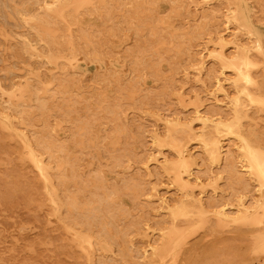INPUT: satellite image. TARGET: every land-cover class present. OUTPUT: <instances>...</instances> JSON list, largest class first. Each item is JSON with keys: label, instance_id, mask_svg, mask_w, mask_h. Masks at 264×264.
Listing matches in <instances>:
<instances>
[{"label": "rangeland", "instance_id": "obj_1", "mask_svg": "<svg viewBox=\"0 0 264 264\" xmlns=\"http://www.w3.org/2000/svg\"><path fill=\"white\" fill-rule=\"evenodd\" d=\"M231 13L235 21L226 22ZM235 22L239 45H251L254 78V98L242 96L239 117L226 103L236 93L232 73L219 74L206 56L218 32L225 55L234 50L226 28ZM196 106L239 134L204 129L223 141L212 164L201 150ZM169 116L185 123L175 141L163 133ZM154 133L160 139L152 145ZM246 144L264 160V0H0V264H264V176L255 174L264 164L248 175ZM178 147L191 152L202 205L173 226L165 209L152 207L179 196L159 162L173 161ZM29 148L43 160L42 173ZM151 150L160 152L147 161ZM221 206L245 208L247 222L224 224ZM147 242L156 243V254Z\"/></svg>", "mask_w": 264, "mask_h": 264}, {"label": "bare ground", "instance_id": "obj_2", "mask_svg": "<svg viewBox=\"0 0 264 264\" xmlns=\"http://www.w3.org/2000/svg\"><path fill=\"white\" fill-rule=\"evenodd\" d=\"M45 1V0H44ZM54 1V0H53ZM50 2V1H49ZM66 2V1H65ZM56 3V2H55ZM106 3V2H105ZM37 4V3H36ZM47 6H49V3L46 2ZM21 5V4H20ZM23 7V6H22ZM22 10V9H21ZM85 11V10H84ZM21 12V11H20ZM210 13V12H209ZM23 14V13H22ZM208 14V13H207ZM24 16V15H23ZM51 17V16H50ZM204 17V16H203ZM231 18V19H228V18ZM25 18V17H23ZM54 18V17H53ZM52 18V19H53ZM223 18V16H222ZM231 20L235 21V18L233 17V14L231 13L230 16H227V20H225L226 22H231ZM224 21V22H225ZM18 22V21H17ZM27 23V22H26ZM42 23V22H41ZM223 24V23H222ZM13 25V24H12ZM56 27V26H55ZM239 25L235 22L234 24V27L233 29H228V27L226 28V30L228 31V36H232L230 38H233L230 39L229 42H231L232 44V48L234 49L232 52H227L225 55L224 51H223V46L227 43V41L225 40L226 38L224 37V34L218 32L215 36V39H216V44L208 50V52L206 53V56L209 57L213 62L217 63V65L219 66V69H220V73L219 74H223L224 72L227 71H230L233 75V78L230 79V85L231 87L234 86L235 88V91L236 93H234V97L232 95V97L228 98L227 100V104H230L232 110L235 112V116L236 117H239L241 111L244 109L243 108V103L241 102V98L242 96L247 98L249 101L250 100H253L254 96L252 95V93L250 92L249 88L254 85V78L251 74V66L253 65V62L247 57L246 55V52H247V49L249 47H251V45H244V46H247L246 48L245 47H242L239 45V43L237 42V40L235 39L236 36H237V32L240 31L239 30ZM58 29V28H57ZM22 33V32H21ZM210 37V36H209ZM247 38H249V36H246ZM214 38V37H213ZM229 38V37H228ZM227 38V40H229ZM66 39V38H65ZM64 39V41H65ZM246 39V38H245ZM23 40V38H22ZM26 40V39H25ZM212 40V39H211ZM232 40V41H231ZM25 42V41H24ZM58 42V41H57ZM94 42V41H93ZM27 43V42H25ZM241 43V42H240ZM28 44V43H27ZM254 44V43H253ZM29 45V44H28ZM33 45V44H32ZM253 46H256L255 44ZM252 46V47H253ZM239 47H242L243 51L242 53H239L238 52V48ZM68 48V47H67ZM66 48V49H67ZM227 51V50H226ZM225 51V52H226ZM202 54V53H201ZM201 56V55H200ZM196 58V57H195ZM203 56L201 58L198 57V61H197V68H196V77L197 79H201L200 76H201V72H200V69L203 68ZM193 60V59H192ZM213 64V63H212ZM199 65V66H198ZM206 66V65H205ZM217 69V68H216ZM215 71V70H214ZM213 71V72H214ZM212 72V73H213ZM217 72V71H216ZM66 73V72H65ZM205 73V72H204ZM217 73V74H218ZM226 74V73H225ZM216 75V74H215ZM214 75V76H215ZM224 75V74H223ZM230 75V74H229ZM213 77V76H212ZM226 77V76H225ZM232 77V76H231ZM61 78V77H60ZM217 78V77H216ZM215 78V79H216ZM214 80V79H212ZM53 81V80H52ZM225 81V80H222V82ZM229 81V80H228ZM34 82V81H33ZM32 82V83H33ZM215 82V83H214ZM213 83L215 84V87H216V90H222L223 86L221 84V79H220V76L214 81ZM22 83V82H21ZM31 83V82H30ZM55 85H53L54 87ZM82 86V85H81ZM4 88V87H3ZM255 88H258V87H255ZM212 89V88H211ZM214 89V88H213ZM261 89V88H259ZM28 90H29V87H28ZM32 90V89H31ZM30 90V91H31ZM215 90V91H216ZM259 91V90H258ZM261 91V90H260ZM35 92V90H34ZM33 92V93H34ZM67 92V91H66ZM217 92V91H216ZM226 92V91H225ZM26 93V92H25ZM35 94V93H34ZM58 94V93H57ZM212 94V93H211ZM233 94V93H232ZM229 95V94H228ZM231 95V94H230ZM17 96V95H15ZM28 96V95H27ZM35 96V95H34ZM189 96V95H188ZM36 97V96H35ZM45 97V96H44ZM104 97V96H103ZM24 98V97H23ZM33 98V97H32ZM48 98V96H47ZM69 98V97H67ZM215 98V97H214ZM217 98H220L217 96ZM225 98V97H224ZM35 99V98H34ZM243 99V98H242ZM27 100V99H26ZM33 100V99H32ZM101 99H99L100 101ZM205 100V99H204ZM214 100V99H213ZM220 100V99H219ZM219 100H217V102L219 103ZM24 101V100H23ZM73 101V100H72ZM181 101V100H180ZM33 102V101H32ZM62 102V101H60ZM198 102V101H197ZM213 102V101H212ZM216 102V101H215ZM223 102V101H221ZM53 103V102H52ZM73 103V102H72ZM71 103V104H72ZM118 103V102H117ZM11 104V102H10ZM20 104V103H18ZM22 104V103H21ZM63 104V103H62ZM70 104V105H71ZM214 104V103H213ZM212 104V105H213ZM225 104V103H224ZM4 105V104H3ZM25 105V104H24ZM69 105V106H70ZM220 105V104H219ZM13 106V105H12ZM30 106V105H28ZM35 106V105H34ZM51 106V105H50ZM61 106V105H60ZM113 106V105H112ZM245 106V105H244ZM252 106V105H251ZM20 107V106H19ZM33 107V106H32ZM204 107V106H203ZM219 107V106H217ZM227 107V106H226ZM255 107V106H253ZM27 108V107H26ZM29 108V107H28ZM59 108V107H58ZM61 108V107H60ZM96 108V107H95ZM193 108V107H192ZM195 108V107H194ZM199 106L195 108V116L194 118L196 117V119L198 120H201V125H202V129L200 134H202L204 137L202 139V148L201 150L203 151V155L206 156V158L208 159V161L212 164V163H215L217 162L220 158H221V155H222V148H224L220 142H223L222 140H220L219 138L217 139H211L210 136L208 137V135H206V133L204 132V129L206 128H212L214 129L215 131H223V130H228L230 131V125L228 123H226V120L222 119V116H220L219 118L218 117H214L212 113H208V114H212V115H208L206 113H203V114H200V110L198 109ZM213 108V107H212ZM215 108V106H214ZM213 108V109H214ZM62 109V108H61ZM69 109V108H68ZM204 109V108H203ZM217 109V108H216ZM221 109V108H220ZM217 110L218 111H220ZM76 110V109H75ZM207 110V109H206ZM65 111V110H64ZM68 111V110H67ZM210 111V110H209ZM246 111V110H244ZM243 111V112H244ZM4 112V111H3ZM2 112V113H3ZM97 112V111H96ZM203 112V111H202ZM211 112V111H210ZM216 112V111H215ZM221 112V111H220ZM231 112V111H230ZM66 113V112H65ZM93 113V111H92ZM176 113V112H175ZM214 113V112H213ZM104 114V113H103ZM102 114V115H103ZM181 114V113H180ZM193 114V113H192ZM223 114V113H222ZM220 115V114H219ZM234 115V114H233ZM27 116V115H26ZM177 116V115H175ZM225 116V115H224ZM81 117V116H80ZM87 117V116H86ZM89 117V115H88ZM191 117V116H190ZM229 117V116H227ZM254 117V116H253ZM179 118V117H178ZM178 118H173L170 119V116L169 118L168 117H165L162 120L163 124H164V134L167 136V137H171V140L172 141H175L180 135H178L184 128L185 126V123L184 120L183 122H181L182 118L179 119ZM73 120V119H72ZM188 120V119H187ZM190 120V119H189ZM198 120V121H199ZM231 120V118H230ZM75 122V120H73ZM79 121V119L77 120ZM81 121V120H80ZM79 121V122H80ZM192 121V120H190ZM236 121V120H235ZM15 122V121H14ZM187 122V121H186ZM188 123V122H187ZM243 123V122H242ZM20 124V123H19ZM46 124V123H45ZM85 124V123H83ZM122 123H120L121 125ZM190 124V123H189ZM93 125V124H92ZM109 125V124H108ZM107 125V126H108ZM114 125V124H113ZM123 125V124H122ZM91 126V125H90ZM97 126V125H95ZM115 126V125H114ZM199 126V125H198ZM89 127V126H88ZM111 127V126H110ZM123 127V126H122ZM25 128V127H24ZM124 128V127H123ZM194 128V127H193ZM199 129V127H197ZM233 128V127H232ZM90 129V128H89ZM154 129V128H153ZM196 129V128H195ZM196 129V130H198ZM79 130V128H78ZM107 130V129H106ZM109 130V129H108ZM121 130V129H119ZM125 130V129H124ZM157 130V129H156ZM243 130V129H241ZM118 131V130H117ZM179 131V132H178ZM200 131V130H199ZM46 132V131H45ZM89 132V131H88ZM126 132V131H125ZM176 132H178L176 135H174ZM12 133V132H11ZM10 133V134H11ZM48 133V132H47ZM74 133V132H73ZM162 133V134H163ZM211 133V132H210ZM230 133H233V136H237L239 137V134L236 133V132H231ZM69 134V133H68ZM48 135V134H47ZM104 135H105V132H104ZM102 135V136H104ZM159 134L158 133H154L153 136H152V145L156 144L158 141H159ZM224 135V134H223ZM101 136V137H102ZM241 136V135H240ZM44 137V136H43ZM69 137V136H68ZM65 138V137H64ZM216 138V137H215ZM224 138V137H223ZM228 139V138H227ZM232 139V138H231ZM234 139V138H233ZM232 139V140H233ZM80 140V139H79ZM190 140V139H189ZM236 141V140H235ZM37 142V140L35 141ZM64 142V141H63ZM184 142V141H183ZM224 142H227V141H224ZM230 142V141H229ZM30 143V142H29ZM78 143V142H76ZM187 143V142H186ZM197 143V142H196ZM199 143V142H198ZM183 144V143H182ZM199 144V145H200ZM224 144V143H223ZM187 145V144H185ZM184 145V146H185ZM200 145V146H201ZM86 146V145H85ZM173 146V145H172ZM183 146V145H182ZM226 146V145H225ZM151 147V146H150ZM168 147V146H166ZM171 147V146H170ZM237 147V146H236ZM263 147V146H262ZM120 148V147H119ZM175 148V146H174ZM187 148V147H186ZM185 148V149H186ZM232 148H235V146L233 145ZM239 148V147H238ZM116 149V148H115ZM173 149V148H171ZM195 149V148H194ZM236 149V148H235ZM234 149V150H235ZM241 149L243 151V155H242V159H243V163H242V167L245 169V171L248 173V175H251L253 173V171L251 170V166L252 165H261V164H264V160L262 158V156L258 155L257 154V151L254 150V149H251L249 148V146L246 144V146H241ZM262 149V148H260ZM118 150V149H116ZM143 150V149H141ZM226 150V149H225ZM100 150H98L99 152ZM192 151V150H191ZM194 151V150H193ZM227 151V150H226ZM231 151V150H229ZM39 152V151H38ZM37 152V153H38ZM80 152V151H78ZM76 152V153H78ZM160 151L158 150H151L150 152H148L146 154V160H151L152 158H155L156 157V154L159 153ZM165 152V151H164ZM163 152V153H164ZM190 151H187L184 150L182 147H178L176 149V152H175V157H174V160L173 161H170L168 158L166 157H163L160 159V169L163 173H167V175H170L171 174V180L176 184V187H177V190L179 191V196L177 197V199H174L172 200L171 202L169 201H166V198L164 197H161L159 202L156 203V205H154V207H152L153 209L152 210H156V211H164L163 209L166 210V213L168 214L169 216V219H170V223L171 225L175 226L176 225V221L178 220V217L179 216H185L187 213H188V208L194 206L195 204H199V205H202L201 203V200L198 198V195L200 194V191H196L195 188H194V184L195 183V178L192 177V169H191V164H192V160L190 159L191 158V152L189 153ZM26 153V156L28 157V159H30V161L36 166L35 168H37L39 170L40 173H42L45 169L44 165H43V160L41 159V157L39 155H37L31 148L27 149V151L25 152ZM125 153V152H124ZM42 154V153H41ZM108 154V153H107ZM165 154V153H164ZM194 154V153H193ZM241 156V155H240ZM204 157V156H202ZM57 158V157H56ZM65 158V157H64ZM103 158V157H102ZM171 158V157H170ZM79 159V158H78ZM104 159V158H103ZM107 159V158H106ZM145 159V158H143ZM172 159V158H171ZM223 159V158H222ZM228 159V158H227ZM57 160V159H56ZM73 161V159H71ZM110 160V158L108 159ZM120 160V159H119ZM159 160V159H158ZM202 160V159H201ZM226 160V159H225ZM132 161V160H131ZM144 161V160H143ZM141 162V161H140ZM103 163V162H102ZM130 163V162H129ZM201 163V161H200ZM226 163V162H225ZM48 164V163H47ZM78 164V163H77ZM110 164V163H109ZM236 164V163H235ZM140 165V164H139ZM151 165V164H150ZM155 166V165H154ZM198 167V166H197ZM196 167V169H197ZM204 167V166H203ZM206 167V166H205ZM209 167V166H208ZM54 168V167H53ZM95 168V167H94ZM97 168V167H96ZM108 168V167H107ZM113 168V167H112ZM239 168V167H237ZM109 169V168H108ZM225 169V168H224ZM227 169V168H226ZM229 169V168H228ZM37 170V171H38ZM94 170V169H93ZM208 170V169H207ZM217 170V169H216ZM151 171V170H150ZM206 171V170H204ZM215 171V170H214ZM220 171V170H219ZM155 172V171H154ZM199 172V171H198ZM242 173V171H241ZM138 174V173H137ZM159 174V173H158ZM161 174V173H160ZM215 174V172H214ZM255 174H257L258 176L262 177L264 176V172L262 173H259L258 171H255ZM154 175V174H153ZM38 176V175H37ZM126 176V175H125ZM139 175H137L138 177ZM201 176V175H200ZM217 176V175H216ZM198 178V177H197ZM236 178V177H235ZM240 178V177H239ZM249 178V177H247ZM95 179V178H94ZM136 179V178H135ZM207 179V178H206ZM98 180V179H97ZM197 180V179H196ZM199 180V179H198ZM126 181V180H125ZM201 181H204V180H201ZM206 181V180H205ZM56 183V182H55ZM123 183V182H122ZM121 183V184H122ZM202 183V182H201ZM204 183V182H203ZM58 184V183H57ZM196 184V183H195ZM47 185V184H46ZM123 185V184H122ZM160 185V184H159ZM168 185V184H167ZM171 185V184H170ZM147 186V185H145ZM263 186L264 187V180H263V183L259 184V187ZM145 188V187H144ZM120 189V188H119ZM259 191H260V188H258ZM71 190V189H70ZM139 190V189H138ZM152 190H154L153 187L150 186V188H147L146 192L144 193L147 197H149L151 194H152ZM252 190V189H251ZM254 190V189H253ZM48 191V190H47ZM69 191V190H68ZM158 192V191H157ZM160 192V191H159ZM139 193V192H138ZM163 193V192H162ZM175 193V192H174ZM178 193V192H177ZM125 194V193H124ZM158 194V193H157ZM156 194V195H157ZM205 194V193H204ZM241 194V193H240ZM243 194V193H242ZM241 194V195H242ZM127 195V194H126ZM161 195V194H160ZM202 195V194H201ZM63 196V195H62ZM134 196V195H133ZM159 196V195H158ZM166 196V195H164ZM207 196H210V195H207ZM247 196V195H245ZM86 197V196H85ZM92 197V196H90ZM200 197V196H199ZM225 197V196H224ZM244 197V196H243ZM169 198V197H167ZM58 199V198H57ZM93 199V198H92ZM126 199H128L126 197ZM230 199V198H229ZM168 200V199H167ZM171 200V199H170ZM203 200V199H202ZM220 200V199H219ZM235 200V199H234ZM92 201V200H91ZM138 201V199H137ZM148 201V200H147ZM206 201V200H205ZM236 201V200H235ZM259 201V200H258ZM57 202V201H56ZM55 202V203H56ZM84 202V201H83ZM131 202V201H130ZM248 202V201H247ZM105 203V202H104ZM120 203V202H119ZM139 203V202H138ZM149 203V202H148ZM152 203V202H151ZM146 204V203H145ZM250 204V203H249ZM106 204H104L105 206ZM137 205V204H136ZM227 205V204H225ZM240 205V204H239ZM147 206V205H146ZM215 206V205H214ZM248 206V205H247ZM54 207V206H53ZM206 207V205H205ZM145 208V207H144ZM147 208V207H146ZM218 208V207H216ZM227 208V207H226ZM224 206H221L220 207V210H218V213L220 214L221 218H220V221L221 222H224V224H227V222H240V223H245L247 221H245L246 219L244 217H242L241 214H243V212L246 210L245 208H236L235 211L234 210H227ZM230 208V207H229ZM72 209V208H71ZM208 209V208H206ZM210 209V208H209ZM84 210V209H82ZM146 210V209H144ZM213 210V209H212ZM112 211V210H111ZM192 211V210H191ZM84 212V211H82ZM113 212V211H112ZM213 212V211H211ZM217 212V211H216ZM159 213V212H158ZM163 213V212H162ZM72 215V213H70ZM92 215V214H91ZM145 215V214H144ZM74 216V215H72ZM89 216V215H88ZM107 217V216H106ZM117 218V217H116ZM108 219V218H107ZM167 219V218H166ZM121 220H123L121 218ZM144 220V219H143ZM213 220V219H212ZM103 221V220H102ZM115 221V220H114ZM146 221V220H145ZM160 221V220H159ZM164 221V220H163ZM162 221V222H163ZM85 222V221H84ZM106 222V221H105ZM104 222V223H105ZM157 222V221H156ZM166 222V221H164ZM209 222V221H207ZM90 223V222H89ZM93 223V222H92ZM116 223V222H115ZM143 223V222H142ZM168 223V222H166ZM109 224V222L107 223ZM127 224V223H126ZM134 224V223H133ZM140 224V223H139ZM138 224V225H139ZM103 225V224H102ZM120 225H121V222H120ZM92 226V225H91ZM119 226V225H118ZM127 226V225H126ZM124 227V226H123ZM112 228V227H111ZM154 228V227H153ZM252 228V227H251ZM113 229V228H112ZM121 229H122V226H121ZM240 229V228H239ZM248 229V228H247ZM80 230V229H79ZM111 230V229H110ZM238 230V229H237ZM242 230V229H241ZM249 230V229H248ZM246 230L245 228V232L248 231ZM98 231V230H97ZM236 231V230H235ZM244 231V230H243ZM251 231V230H250ZM100 232V231H99ZM128 232V231H126ZM238 232V231H237ZM242 232V231H241ZM240 232V233H241ZM110 233V232H109ZM114 233V232H113ZM125 233V232H124ZM133 234V232H131ZM134 233H136L134 231ZM168 233V231H167ZM106 234V233H105ZM237 234V233H236ZM72 235V234H71ZM114 235V234H113ZM137 236V235H136ZM102 237V236H101ZM111 237V236H110ZM113 237V236H112ZM163 237V236H162ZM117 238V237H116ZM121 238V237H120ZM143 238V237H142ZM157 238V237H156ZM155 238V239H156ZM240 238V236H239ZM117 240L119 241V239L117 238ZM110 241V240H109ZM122 241V239H121ZM151 241V240H150ZM187 243V242H186ZM156 243L155 242H152V243H148L147 242V246L149 247L148 249H150V253L151 254H156L158 252V248H157V245H155ZM77 245V244H76ZM145 245V246H146ZM117 246V245H116ZM125 246V245H124ZM137 246V245H136ZM144 246V247H145ZM198 246V244H197ZM95 248V246H94ZM124 248V247H123ZM127 248V247H126ZM138 248V247H137ZM146 248V247H145ZM196 248V247H195ZM116 249V248H115ZM122 249V248H121ZM125 249V248H124ZM76 250V249H75ZM186 250V249H185ZM185 250H182V252H184ZM77 251V250H76ZM114 251V250H113ZM124 251V250H123ZM209 251V250H208ZM214 251V250H213ZM248 251V250H247ZM133 252V250L131 251ZM146 250H140L138 251V255L139 256H144ZM181 252V254H182ZM188 252V250H187ZM118 253V252H117ZM121 253V252H120ZM124 253V252H122ZM186 253V252H185ZM184 253V254H185ZM222 253V252H221ZM119 254V253H118ZM207 255H209V253L207 252L206 253ZM215 254V253H214ZM109 255V254H108ZM159 256V255H158ZM220 256V255H218ZM217 256V257H218ZM117 257V256H116ZM198 257V256H197ZM214 257V256H212ZM258 257V256H257ZM262 257V256H260ZM264 257V256H263ZM156 258V257H155ZM186 258V256H185ZM196 258V257H195ZM205 258V256H204ZM210 258V257H209ZM255 258V257H254ZM259 258V257H258ZM170 259V258H169ZM168 259V260H169ZM191 259V257H190ZM201 259V258H200ZM220 259V258H219ZM140 260V259H139ZM156 260V259H155ZM158 260V259H157ZM198 260V259H197ZM249 261V260H248ZM84 262V261H83ZM154 262V261H153ZM167 262V261H166ZM101 263V262H100ZM142 263V262H141ZM158 263V261H157ZM198 263V262H197ZM118 264V263H117ZM133 264V263H132ZM140 264V263H139ZM167 264V263H165Z\"/></svg>", "mask_w": 264, "mask_h": 264}]
</instances>
